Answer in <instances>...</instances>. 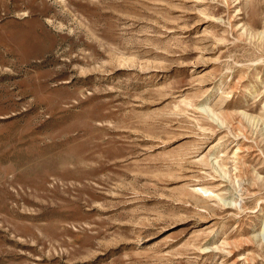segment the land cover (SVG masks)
<instances>
[{
  "label": "rangeland",
  "instance_id": "rangeland-1",
  "mask_svg": "<svg viewBox=\"0 0 264 264\" xmlns=\"http://www.w3.org/2000/svg\"><path fill=\"white\" fill-rule=\"evenodd\" d=\"M0 264H264V0H0Z\"/></svg>",
  "mask_w": 264,
  "mask_h": 264
},
{
  "label": "bare ground",
  "instance_id": "bare-ground-1",
  "mask_svg": "<svg viewBox=\"0 0 264 264\" xmlns=\"http://www.w3.org/2000/svg\"><path fill=\"white\" fill-rule=\"evenodd\" d=\"M11 1V0H10ZM2 2V1H1ZM8 3V2H7ZM26 3V2H25ZM8 6V5H7ZM22 6V5H21ZM2 7V6H1ZM22 8V7H21ZM24 14V13H23ZM22 30V29H21ZM21 30H19L21 32ZM18 31V32H19ZM18 35V34H17ZM19 36V35H18ZM21 37H22V33H21ZM38 48V47H37Z\"/></svg>",
  "mask_w": 264,
  "mask_h": 264
}]
</instances>
